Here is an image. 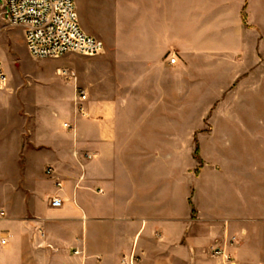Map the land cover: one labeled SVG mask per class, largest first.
<instances>
[{
	"label": "crops",
	"instance_id": "0c3cea01",
	"mask_svg": "<svg viewBox=\"0 0 264 264\" xmlns=\"http://www.w3.org/2000/svg\"><path fill=\"white\" fill-rule=\"evenodd\" d=\"M100 7L101 28L78 19L103 52L27 179L0 182V264H219L230 237L233 264H264V0Z\"/></svg>",
	"mask_w": 264,
	"mask_h": 264
},
{
	"label": "rangeland",
	"instance_id": "374dc122",
	"mask_svg": "<svg viewBox=\"0 0 264 264\" xmlns=\"http://www.w3.org/2000/svg\"><path fill=\"white\" fill-rule=\"evenodd\" d=\"M104 1L75 0L80 21L101 28L100 6ZM109 25L105 21V26ZM88 57L93 56L69 53L59 58H32L22 28L3 27L0 19V59L8 76L3 91L10 107L6 114H0V182L16 184L27 179V168L37 160L33 152L37 147L30 139L44 134L41 127L50 121L53 109L71 102L68 96L72 85L84 77ZM63 69L73 72L76 80L66 79L60 73ZM10 192L1 191L0 198H7Z\"/></svg>",
	"mask_w": 264,
	"mask_h": 264
},
{
	"label": "built area",
	"instance_id": "2783aa9c",
	"mask_svg": "<svg viewBox=\"0 0 264 264\" xmlns=\"http://www.w3.org/2000/svg\"><path fill=\"white\" fill-rule=\"evenodd\" d=\"M0 19L3 27L22 28L25 47L32 58H59L69 53L95 56L103 52V42L83 31L78 20L75 0H1ZM170 64L176 63L170 58ZM66 79L76 80L73 72L63 69L60 72ZM8 76L0 59V92L5 88ZM78 100H85L83 90H78ZM49 172H52L48 169ZM60 187V183H56ZM51 207H59V198H51ZM233 238L223 245L210 248L209 254L218 259L219 264H233L226 246L232 245ZM5 237L0 236V246L5 245ZM77 253V252H76ZM138 256L131 252L123 255L121 264H135Z\"/></svg>",
	"mask_w": 264,
	"mask_h": 264
}]
</instances>
